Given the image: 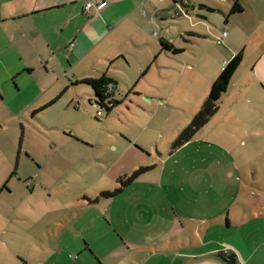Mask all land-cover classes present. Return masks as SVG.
Returning a JSON list of instances; mask_svg holds the SVG:
<instances>
[{
	"label": "rangeland",
	"instance_id": "1",
	"mask_svg": "<svg viewBox=\"0 0 264 264\" xmlns=\"http://www.w3.org/2000/svg\"><path fill=\"white\" fill-rule=\"evenodd\" d=\"M258 1L229 28L222 23L227 38L202 22L213 30L203 40L184 35L197 19L176 18L181 4L166 0L165 37L184 53L157 60L162 78L154 67L140 76L120 65L118 104L100 117L87 95L62 96L34 116L28 98L11 104L15 121L0 118V264H170L182 255L224 264L200 243L234 231L250 245L264 238V218L253 219L264 209V104L242 67L209 121L171 149ZM147 57L133 56V67Z\"/></svg>",
	"mask_w": 264,
	"mask_h": 264
},
{
	"label": "crops",
	"instance_id": "2",
	"mask_svg": "<svg viewBox=\"0 0 264 264\" xmlns=\"http://www.w3.org/2000/svg\"><path fill=\"white\" fill-rule=\"evenodd\" d=\"M101 1L106 2L105 6L92 7L87 14L84 11L87 0H0V105H6L11 110L0 111V118L8 115L10 117L7 119L14 122L18 114L12 113L11 104L25 98H28V108L33 110L31 114L40 113L54 105L40 110L56 97L58 99L55 103L62 96L80 100L87 95L88 99L81 100L89 102L94 99L91 96L93 91L82 81L103 75L114 82L111 84L114 88L112 99L116 101L114 92L118 78L115 77L114 70L120 65L128 69L135 68L140 76L154 67L162 78L165 67H157V60L162 55L175 57L184 53L183 48L176 47L165 37L168 24L166 21L169 18L166 0ZM172 1L174 4L180 3L182 7L176 18L189 21L191 17L197 19L192 30L184 31V35L203 40L206 37L204 35L212 29L208 25H205V31L199 29V26L204 28L202 22L212 21L218 37L224 32L227 38L228 33L222 31L220 26L223 23L226 29L229 28L234 21H238V17L245 15L248 6V0H238L241 12L230 14L236 0ZM173 9L176 11L177 6ZM147 10L150 15H147ZM250 15L252 18L243 29V41L229 43V54L223 57L218 73L241 51L242 62L229 84L237 79L242 67L243 84L250 88L251 93L259 94L261 98L257 96L256 99L264 104V0L257 2L256 8L250 10ZM175 17L170 16L172 21ZM159 25L160 33L154 31L150 34ZM181 38L184 42V36ZM160 41L180 49L181 53L171 54L162 48ZM142 53L148 56L146 62L138 61L137 67H133L132 57ZM214 79L216 78L213 74L210 78L211 84ZM80 88H90L91 93L81 92ZM258 216L259 218L254 216L253 219L264 218V209L259 211ZM224 224L226 228L232 226L229 220ZM241 224L243 225V217ZM200 244L205 248L204 254L217 255L219 251L226 250L235 254L238 264H264V238L257 244L250 245L239 232L234 231L222 236L219 242ZM184 257L188 256H175L169 258V262L221 264L215 258L200 263L197 259L184 261L188 259Z\"/></svg>",
	"mask_w": 264,
	"mask_h": 264
},
{
	"label": "trees",
	"instance_id": "3",
	"mask_svg": "<svg viewBox=\"0 0 264 264\" xmlns=\"http://www.w3.org/2000/svg\"><path fill=\"white\" fill-rule=\"evenodd\" d=\"M238 12H241V5L239 1L236 0L230 9V14H234ZM160 45L162 46L163 49L168 50L171 54L176 55L181 53L180 49L174 48L171 44H166L163 41H160ZM242 59H243V54L240 51L236 53L223 66L218 77L212 82L208 96L206 100L203 102L200 110L193 117L189 125L185 129H183L180 132V134L177 136V138L172 142L171 149L175 150L180 146L184 145L185 143L189 142L194 137V135L201 130V128L209 121V119L217 111V102L220 99L221 95L225 93L232 76L234 75L235 71L238 69L239 65L241 64ZM82 83L91 87L93 91L94 99L89 101L90 105L95 104L96 106L99 107V109L105 110L107 113H109V111L112 110L114 107H116V105L118 104V102L113 101L112 92L110 94L106 92L108 86L114 84V82H111V80L107 78L105 75L101 76L100 78H86L82 81ZM113 90L114 88H112V91ZM62 93L63 92H61V94ZM57 99L58 97H56L48 105L44 106L40 110L54 104ZM105 101L107 102L110 101L111 105L109 107L106 106ZM34 114L35 113H33L32 115ZM11 174H13V172ZM217 256L225 264H238L235 254L231 251L221 250L217 253Z\"/></svg>",
	"mask_w": 264,
	"mask_h": 264
},
{
	"label": "built area",
	"instance_id": "4",
	"mask_svg": "<svg viewBox=\"0 0 264 264\" xmlns=\"http://www.w3.org/2000/svg\"><path fill=\"white\" fill-rule=\"evenodd\" d=\"M105 4H106V2L105 1H101V0H87V2H86V4H85V6H84V11L87 13V14H89V9H91L92 7H102V6H105ZM226 36V33H222L221 35H220V37H218V39L217 40H219L220 38H222V37H225ZM72 46V45H71ZM106 92L107 93H111L112 92V86L110 85V86H108V88H107V90H106ZM109 102V103H108ZM105 101V105L106 106H110L111 105V102L110 101ZM98 107V106H97ZM99 108V107H98ZM103 110H98L97 112H96V114H97V116H102L103 115V112H102Z\"/></svg>",
	"mask_w": 264,
	"mask_h": 264
},
{
	"label": "flooded vegetation",
	"instance_id": "5",
	"mask_svg": "<svg viewBox=\"0 0 264 264\" xmlns=\"http://www.w3.org/2000/svg\"><path fill=\"white\" fill-rule=\"evenodd\" d=\"M3 188H4V185H3Z\"/></svg>",
	"mask_w": 264,
	"mask_h": 264
}]
</instances>
